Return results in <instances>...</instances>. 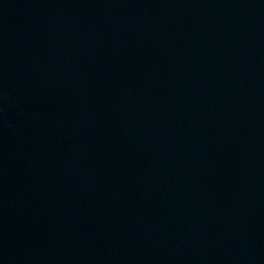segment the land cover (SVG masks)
I'll list each match as a JSON object with an SVG mask.
<instances>
[{
	"label": "water",
	"instance_id": "1",
	"mask_svg": "<svg viewBox=\"0 0 264 264\" xmlns=\"http://www.w3.org/2000/svg\"><path fill=\"white\" fill-rule=\"evenodd\" d=\"M0 264H264V0H0Z\"/></svg>",
	"mask_w": 264,
	"mask_h": 264
}]
</instances>
